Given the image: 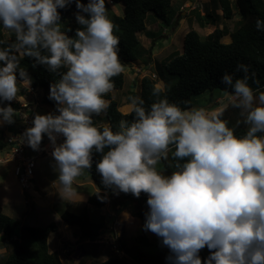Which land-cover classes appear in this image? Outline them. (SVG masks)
<instances>
[{"label": "clouds", "instance_id": "obj_1", "mask_svg": "<svg viewBox=\"0 0 264 264\" xmlns=\"http://www.w3.org/2000/svg\"><path fill=\"white\" fill-rule=\"evenodd\" d=\"M110 2L0 0V30L14 37L0 39V125L15 122L11 102L21 88L30 90L32 79L20 63L30 58L34 68L59 75L49 95L58 114H35L20 140L37 151L47 136L60 192L71 193L77 177L90 174L98 153L95 167L106 189L147 194L142 227L169 250L166 264H264V91L255 73L242 63L241 78L225 73L227 102L215 107L188 101L181 107L166 96L146 107L141 97H129L131 121L121 119L117 130L97 125L93 118L110 106L105 96L115 89L113 78L126 71ZM73 3L81 27L70 37L59 10ZM256 30L264 32V19L256 20ZM162 91L157 83L153 95ZM229 107L240 110L243 135L222 118Z\"/></svg>", "mask_w": 264, "mask_h": 264}, {"label": "trees", "instance_id": "obj_2", "mask_svg": "<svg viewBox=\"0 0 264 264\" xmlns=\"http://www.w3.org/2000/svg\"><path fill=\"white\" fill-rule=\"evenodd\" d=\"M112 5L107 3L108 15L117 26L115 34L119 37V56L121 62L127 66L130 63L140 61L144 64L150 62L151 49H144L138 34L144 32L148 17L153 16L159 20L161 25L160 34L164 28L175 27L182 19L172 9L171 0H111ZM87 4L88 0H82ZM221 15L206 11L203 16L198 14V24L202 28L206 25H215L217 18L231 20L234 17V9L239 13V25L228 32L226 28H216L208 35H200L195 30H189L183 37L182 51L172 53L158 69V77L163 81L164 87L160 97L153 95L156 81L149 76H144L139 82L137 92H131L133 97H141L145 106L150 105L159 98L166 96L170 102L186 107L184 102H190L192 98L200 94L220 90L225 93V85L221 83V77L232 74L234 78H241L242 72L237 71L238 64L250 65V74L255 73V79L259 81L260 90L264 91V32L256 30V20L264 19V0H216ZM122 4L123 14H117L111 8L115 4ZM114 9V8H113ZM61 13V24L65 30L70 29L67 34L74 37L75 31L81 26L77 23L73 11H77L75 4L66 9L59 10ZM150 15V16H149ZM147 38L152 34L145 32ZM225 36L230 37L229 43H223ZM0 39L9 40V37L0 30ZM21 67H24L32 79L30 85L37 92V100L41 106L51 108L53 114L56 111V103L49 99L50 85L59 79L57 73L49 72L44 66H32L34 61L30 58H21ZM114 90H121L124 85V73L113 78ZM249 84L255 90L258 85L249 80ZM230 91V89L228 90ZM40 93V94H39ZM110 106L105 113L95 116L94 123L97 125L110 124L117 130L121 119L131 121L134 114H122L118 109V103L112 100L110 93L105 96ZM8 103V102H5ZM226 103V101H225ZM11 106L18 110V101H12ZM229 122V127L236 128L237 135H243L246 125L237 126V121L242 120L240 110L229 107L222 117ZM3 125V124H2ZM0 125V150L5 147L3 142L5 129ZM44 142H41L43 144ZM101 158L100 154H94L93 166L88 173L91 181L96 187L87 198V206L79 208L67 203L63 211L59 212L60 219L70 225L78 227L77 242L81 254L78 264H125L123 258L111 255L106 260L98 259V240L101 231L104 230L105 218L98 214L100 208L104 207L109 197L113 195L111 189H106L101 176L96 171V162ZM172 168L165 165V174L170 175ZM99 189V192H97ZM103 197V199H101ZM147 194L141 193L139 198L132 194L122 193L125 203L132 202L135 210L132 216L139 219L142 226L145 222V213L149 208L147 205ZM117 204H115L116 207ZM123 203H118V207ZM57 230L55 223H49L45 227L21 226L17 220L3 213L0 207V250H5V256L0 259V264H63L56 252H50L48 248V237ZM135 244L131 249L121 242L119 250L131 261L138 264H166L169 250L163 247L160 240L149 242L145 236L136 237ZM143 246L145 250H141ZM209 255L207 248L202 249L200 256L205 259Z\"/></svg>", "mask_w": 264, "mask_h": 264}, {"label": "rangeland", "instance_id": "obj_3", "mask_svg": "<svg viewBox=\"0 0 264 264\" xmlns=\"http://www.w3.org/2000/svg\"><path fill=\"white\" fill-rule=\"evenodd\" d=\"M232 1L234 3V0ZM113 8L111 9L114 12L116 11L117 14H123L121 3L115 4ZM218 8L219 6L216 0H172L173 11H175L177 15L182 18L181 20H183V23L179 27L180 35H174L173 40L175 44L173 46L171 44H167L166 47V43H162L161 40H158L159 43H157L155 50L157 51L160 48H166V56L174 51L182 50L183 37L189 30H195L202 36L212 33L216 28H226L228 32L233 31V29H235L240 23V16L238 10L236 9H234V17L231 20L227 21L219 17L215 21V25H206L202 28L199 26L197 22L198 14L203 16L204 13L211 11L212 14L221 15V11ZM75 12L76 11H73L71 13L72 17L75 16ZM152 18L154 19L153 16H150V18L146 21V29H150L151 32L156 33V28L152 27L150 24V19ZM168 30L171 29L168 28ZM185 30L186 32H184ZM4 34L7 35V33ZM138 37L145 45H147L146 42L150 43V41L146 39L144 33H141ZM222 42L229 43L230 37H224ZM147 68L146 72L144 71L141 75L150 76V72L154 75L153 71H151L149 67ZM127 73L128 69L124 72V92L131 83L130 78L127 77ZM134 87L136 86L134 85ZM121 93L122 90L114 92V95L117 99H120ZM24 94L26 93H24L21 88L16 101L23 102L25 97ZM27 96H29V99H32L30 94ZM217 98L220 99L217 100ZM225 101V93L220 90H211L206 91L199 96L193 97L192 106L215 107L219 104L225 103ZM33 104V109L36 110L38 106L34 102ZM40 109L42 113H45V115L52 113V109L46 106H41ZM2 127L3 126H1V128ZM44 138L47 142V136H44ZM61 142H63V140H59L57 143ZM29 155H34L33 149L29 150ZM53 165L54 160L52 157L43 156L36 159V165L34 168V183L36 185L33 189H30L26 193L20 189L15 177H13V173L9 172L3 165H0V207L4 214L14 220H17L21 226L45 227L49 223H55L57 230L51 233L48 237L49 251H55L60 256L63 264H78L81 257L78 249L79 244L76 239L78 228L74 225L63 222L59 217V212L65 209L67 203L73 204L79 208H82L85 205L87 206V198L93 193V191L89 185L83 186L79 189L75 185L76 183L74 181L73 191L71 193L64 194L60 192L58 188L54 186V181L57 180V173L54 171ZM87 177L88 172L86 171L85 174L77 177L76 182H83L87 179ZM53 201L55 202V209H49L51 208V205L49 204ZM125 202L126 200L122 199V193L119 195L113 194L109 197L108 203L104 207L97 210L98 214L105 218L106 224L104 230L101 231L97 242V251L99 254L98 259L101 261H104L109 256L115 254L121 258L126 257L123 258L125 264H138L131 261L127 256H124V253L119 250L121 242L126 244L131 249L135 246L133 240H135L136 237L145 236L149 242L159 239L150 231L146 232L143 230L141 221L132 216V211L135 210V207H133L134 204L132 202ZM118 203H123V205L118 207ZM115 204H117L116 207ZM138 247H140L141 250L146 251L143 246ZM4 256L5 250H0V259Z\"/></svg>", "mask_w": 264, "mask_h": 264}, {"label": "crops", "instance_id": "obj_4", "mask_svg": "<svg viewBox=\"0 0 264 264\" xmlns=\"http://www.w3.org/2000/svg\"><path fill=\"white\" fill-rule=\"evenodd\" d=\"M171 4H172V0H171ZM189 8H191V7H189ZM204 9V8H203ZM195 10V9H194ZM178 12H180V11H178ZM211 12V11H210ZM181 13H183V12H181ZM150 16V15H149ZM150 17H148V19H149ZM147 19V20H148ZM183 23V20H181V22L178 24V25H176L175 27H171L170 29L171 30H168L167 28H164V30L161 32V34H160V28H161V25H159L160 24V21L159 20H154L153 18L152 19H150V24H151V26L152 27H155L156 28V33H154V32H151V30L149 31V30H147L146 29V24H145V30H144V32H142V33H144V35H145V37H146V39L147 40H149L150 41V43L149 42H146V44L148 45H145L143 42H141V45H142V47L144 48V49H151V58H150V62L149 63H147V64H144V63H142V62H140V61H137V62H134V63H130V64H128L127 66H126V69H128V76L127 77H129L130 78V85H129V87L127 88V90L124 92L123 91V88L121 89L122 90V93H121V97H120V99H117L116 97H115V95H114V92H118V91H121V90H113L112 92H110V95H111V97H112V100H115L117 103H118V109H119V111L122 113V114H129V104H130V100H129V97H133L132 95H131V92H137L138 91V87H139V82H140V80H141V78H143L144 77V75H141L142 73H144V71L146 72V68L147 67H149V69H151V71H153V73H155L156 75H158L157 73H158V69H159V66L165 61V60H167L168 58H169V56L172 54V53H174V52H181L182 50H178V51H174V52H172L171 54H169L168 56H166V53H165V51H166V48L164 49V48H160V49H158L157 51L155 50L156 49V45H157V43H159V41L158 40H161V42L162 43H166V47H167V44H171L172 46L175 44L174 43V40H173V38H174V35H176V34H178V35H180V29H179V27L181 26V24ZM210 26V25H209ZM165 31V32H164ZM145 32L147 33V35L150 33V34H152V33H154V34H152L151 36H152V38H147V36H146V34H145ZM184 32H186V30L184 31ZM183 32V33H184ZM187 33V32H186ZM141 34V33H140ZM140 34H138V36L140 35ZM182 34V33H181ZM163 35H165V36H163ZM168 35V36H167ZM229 40V39H228ZM165 54V55H164ZM148 69V68H147ZM124 78H125V74H124ZM162 82V88L164 87V83H163V81L162 80H158L157 82H156V84L157 83H161ZM134 85L136 86V87H134ZM124 86V85H123ZM131 88V89H130ZM218 99H220V98H217V100ZM41 107L39 106L36 110H34L33 108L30 110V111H28L29 112V115H31L32 116V119L34 118V115L35 114H40V115H45V113H42L41 112V109H40ZM52 111V110H51ZM52 113H53V111H52ZM14 123H12V124H7V123H4L2 126H3V128L5 129V133L6 134H9V133H12V132H16L17 130H18V128H19V121H18V117L16 116V117H14ZM49 140V139H48ZM47 140V141H48ZM42 142H46V139L45 138H43L42 139ZM45 157H47V156H45ZM49 157H52V156H49ZM40 158V157H39ZM53 158V157H52ZM38 159V158H37ZM54 160V159H53ZM35 165H36V163H35ZM4 168H7L8 169V171L9 172H11V173H13L12 172V168H11V166H5L4 165ZM14 177V176H13ZM89 175H88V177H87V179L86 180H84L83 182H76L75 181V185L79 188V189H81L83 186H90V188L92 189V191L93 192H95L96 191V187H95V185L93 184V182L91 181V179L89 178ZM84 179V178H83ZM53 184V183H52ZM36 185V184H35ZM54 204H55V202L53 201V202H51L49 205H51V208H49V209H55L54 208ZM61 212V211H60ZM76 228H78L77 226H76ZM78 230V229H77ZM55 252V251H54Z\"/></svg>", "mask_w": 264, "mask_h": 264}, {"label": "built area", "instance_id": "obj_5", "mask_svg": "<svg viewBox=\"0 0 264 264\" xmlns=\"http://www.w3.org/2000/svg\"><path fill=\"white\" fill-rule=\"evenodd\" d=\"M112 5V1L109 3ZM25 97L23 102H19L20 108L17 110V117L19 121V128L16 132L9 134L5 133L3 142L5 147L0 150V165L11 166L13 176L15 177L20 189L23 192H27L33 189L34 183V168L36 159L43 156H52L53 151L51 142L48 141L45 144L40 145V149L34 151V155H29L31 149L26 142H21L20 137L24 131L32 127V116L29 112L33 107V102L39 107L37 100V92L30 86V90L22 88ZM31 95L32 99H29ZM63 140V137H58V140Z\"/></svg>", "mask_w": 264, "mask_h": 264}]
</instances>
